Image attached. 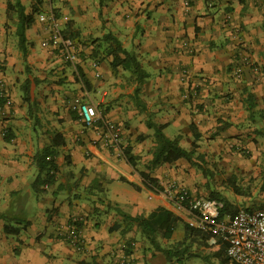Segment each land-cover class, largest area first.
I'll list each match as a JSON object with an SVG mask.
<instances>
[{
    "label": "crops",
    "instance_id": "obj_1",
    "mask_svg": "<svg viewBox=\"0 0 264 264\" xmlns=\"http://www.w3.org/2000/svg\"><path fill=\"white\" fill-rule=\"evenodd\" d=\"M12 1L0 0V11ZM20 1L24 7L31 4L25 10L34 19L26 30L25 58L10 45L18 41L17 23L0 27L2 78L10 99L0 114V214L6 216L0 218V264H118L123 256L129 264H220L223 247L189 233V213L168 198L167 188L179 177L175 167L184 168L187 160L150 165L155 140L147 124L164 126L163 134L179 138L180 147L193 151V156L230 155L233 149L259 156L264 151V116L251 117L246 102L252 96L255 111L264 104L262 1ZM48 12L54 13L62 32L67 21H74L75 63L63 60L49 38V26L38 21ZM2 18L7 22V15ZM107 33L134 53L147 74L141 83L131 72L112 68V56L105 51L108 44L102 42ZM92 61L99 64L98 79L93 77ZM238 67L241 73L235 76ZM23 71L29 74L24 82ZM74 97L94 103L104 118L123 126L122 151L89 145L92 133L70 109ZM57 134L62 145L53 148V181L35 192V155ZM140 173L155 179L158 187H147ZM183 181L187 188L180 186L200 196L191 179ZM106 205L112 207L104 212ZM160 209L177 221L169 240L155 238L157 247L121 215L148 218ZM6 226L18 233L6 234ZM74 226L82 242L79 251L67 238ZM123 244L130 245L129 254L122 251Z\"/></svg>",
    "mask_w": 264,
    "mask_h": 264
},
{
    "label": "built area",
    "instance_id": "obj_2",
    "mask_svg": "<svg viewBox=\"0 0 264 264\" xmlns=\"http://www.w3.org/2000/svg\"><path fill=\"white\" fill-rule=\"evenodd\" d=\"M38 21L49 26V38L59 50L63 60L75 63L77 54L74 42L62 34L60 24L53 13L40 14ZM90 67L93 77L98 79L100 77L98 62L92 61ZM234 73L235 76H239L241 68H235ZM9 104L10 99L4 87L0 64V114ZM69 104L83 129L92 133V138L88 142L92 148L122 151L120 144L124 128L121 124L104 118L97 106L88 100L74 97ZM167 194L174 204L184 207L189 213L190 219L187 225L190 228L212 236L223 246L224 255L230 263L264 264V209L239 208L234 214L221 217V202L212 198L192 196L186 188L177 185L174 181L170 183ZM75 230V226L74 229L70 228L67 238L75 246V250L79 251L82 242ZM121 248H126V245L123 244ZM118 264H129L128 258L123 256Z\"/></svg>",
    "mask_w": 264,
    "mask_h": 264
},
{
    "label": "trees",
    "instance_id": "obj_3",
    "mask_svg": "<svg viewBox=\"0 0 264 264\" xmlns=\"http://www.w3.org/2000/svg\"><path fill=\"white\" fill-rule=\"evenodd\" d=\"M264 4V0H261ZM41 0L37 2L38 5L41 4ZM16 12V31L15 36L17 37V46L22 53V56L25 58L26 56V30L29 29V27L32 25L34 19H33V13L27 14L25 7L21 3L20 0H16L13 5L10 3L7 4V10L6 13L10 10H14ZM67 28L63 30L62 34L65 37H68L72 40L76 37V34L71 32L69 30V23H67ZM262 27L264 29V14H263V22ZM102 42L105 44H108L106 46L105 51L108 55L112 56V62L111 66L112 68L121 67L124 71H129L134 76V79L137 83H141L146 77L147 74L142 69L140 63L138 62L136 56L134 53L126 51L122 49L120 42L113 37L111 34L107 33L103 36ZM80 80L84 85L87 84L84 76L80 73V69L78 68ZM28 83L29 81H25L23 84V100L28 101ZM252 96H248V100L246 102L248 103L247 111L250 112V116L253 117V114L255 113V106L252 103ZM75 119H78L77 115H75ZM147 127L149 129H152L154 132V140H155V147L152 154V160L150 161V165L155 166L161 163L166 164H172L180 159H185L187 161H191L193 157V151H186L179 145V138L175 139H169L163 134L164 126H157L153 124L152 122H148ZM59 134L55 135L54 139L52 140V143L50 146L43 148L37 155H35V161L36 165L38 167V175L36 176L35 180L32 183V189L35 192H38L40 185H49L53 181V172L57 170V166L54 163V150L53 148L58 147L62 145V142L57 141V137ZM8 139V136L5 137ZM129 148L124 149V155L126 157V160L130 165L133 166L132 157L129 155ZM43 177V178H42ZM140 177L143 179L144 183L147 187H158L157 181L151 177H149L146 173H140ZM121 181H125V179L121 178ZM130 186H132L134 189H138L137 186H135L132 183H129ZM229 187L231 188L232 192L234 194L239 193V188L235 185L234 181H230ZM42 192V190H41ZM239 195V194H238ZM212 199H217L216 196L210 195ZM222 203V208L220 210L221 217H224L226 215H232L234 214L237 209H232L230 204L228 202H225L223 200H220ZM122 217L129 220L133 224H135L138 228L140 233L149 240V242L156 246L155 244V238L158 235H161L163 239L169 240L171 238L172 232H173V224L177 221L176 216H174L171 212L160 209L158 212L151 214L148 218L143 217H131L126 214H121ZM4 214H0L1 219H5ZM27 223H25L26 225ZM187 231L191 233L192 235L200 237V239L208 245L216 246L219 244L218 241H216L212 236H209L207 234H204L202 232H199L193 228H190L188 225H186ZM4 232L6 234H16L18 231L14 229L13 226H6L4 228ZM220 245V244H219ZM132 246V245H131ZM222 246V245H221ZM157 247V246H156ZM223 247V246H222ZM130 248V245H126V248H123L122 251L129 254L128 249ZM166 256L170 255V251L165 250L163 251ZM217 252V253H216ZM213 254H216L218 256H221L222 253H218V251L213 252ZM224 255V252H223ZM229 260L225 257L221 258L219 261L220 264H226ZM81 264H96V263H81Z\"/></svg>",
    "mask_w": 264,
    "mask_h": 264
},
{
    "label": "rangeland",
    "instance_id": "obj_4",
    "mask_svg": "<svg viewBox=\"0 0 264 264\" xmlns=\"http://www.w3.org/2000/svg\"><path fill=\"white\" fill-rule=\"evenodd\" d=\"M28 0H26L27 2ZM15 1H12V5ZM30 3H26L25 9L29 8ZM67 5L69 3L67 2ZM71 15H74V12L70 11ZM7 15V22L3 15ZM54 14V13H53ZM0 27L9 28V25L16 22V12L14 10H10L9 13L6 11H0ZM69 23V29L74 33L72 25L74 21H67ZM66 29V28H65ZM64 30V27H63ZM15 37V36H14ZM13 37V38H14ZM11 47L13 46V50H19L17 44L12 42L10 43ZM19 52V51H18ZM19 60L22 62L23 57H20ZM1 69H5L3 63H1ZM22 64V63H21ZM256 69H259L256 67ZM27 70V69H26ZM258 74L261 73L259 70ZM24 73V74H23ZM21 75L24 82L25 75L27 74L23 71ZM33 77V73L31 71L30 78ZM36 77V76H35ZM263 78V76L261 77ZM19 80V78H17ZM22 82V84H23ZM264 88V81L261 83ZM255 115L257 117L264 116V104H261L259 109H256ZM259 128H262V123L259 125ZM170 128L168 132L170 133ZM6 135L7 132H6ZM232 154L230 155H222L209 153V154H200L193 156L191 161H186L187 164L183 168L181 165L175 167L177 169V173L179 175L178 179L174 178V182L177 185H183L184 180L191 179L193 184L198 186V190L201 191L199 195L206 198H212L210 195L216 196V200L221 202L223 200L228 202L232 209H247V210H260L264 209V151H259V156L253 154L248 150H238L233 149ZM228 159L229 162L223 164L224 160ZM234 181L235 185L239 188V195L234 194L229 187L230 181ZM184 187V188H185ZM168 189V188H167ZM103 195V194H102ZM145 199L147 197V192L143 191L141 194ZM32 203V201L30 202ZM103 206V211L107 212L109 208ZM28 215V214H27Z\"/></svg>",
    "mask_w": 264,
    "mask_h": 264
}]
</instances>
